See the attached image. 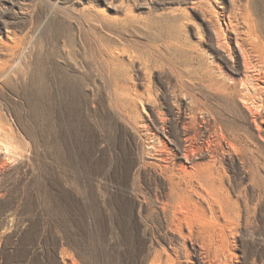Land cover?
<instances>
[{"label": "rangeland", "instance_id": "1", "mask_svg": "<svg viewBox=\"0 0 264 264\" xmlns=\"http://www.w3.org/2000/svg\"><path fill=\"white\" fill-rule=\"evenodd\" d=\"M225 7L0 0V65L13 70L0 87V264L143 263L126 188L137 154L111 105L142 120L181 101L170 68L213 57L205 20ZM258 225L238 237L236 264H264V208Z\"/></svg>", "mask_w": 264, "mask_h": 264}, {"label": "bare ground", "instance_id": "2", "mask_svg": "<svg viewBox=\"0 0 264 264\" xmlns=\"http://www.w3.org/2000/svg\"><path fill=\"white\" fill-rule=\"evenodd\" d=\"M227 1L221 16L205 20L213 57L182 59L170 68L181 101L167 110L153 104L142 120L138 108L133 115L111 105L137 154L126 188L146 237L142 264H236L238 237L259 226L264 9L257 0ZM12 75V67L0 65V87ZM5 133L16 135L13 125Z\"/></svg>", "mask_w": 264, "mask_h": 264}]
</instances>
